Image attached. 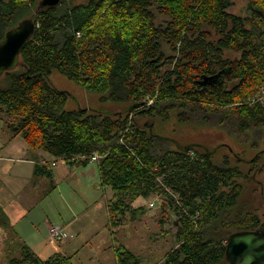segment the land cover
I'll use <instances>...</instances> for the list:
<instances>
[{
	"label": "trees",
	"instance_id": "obj_1",
	"mask_svg": "<svg viewBox=\"0 0 264 264\" xmlns=\"http://www.w3.org/2000/svg\"><path fill=\"white\" fill-rule=\"evenodd\" d=\"M245 1L236 15L235 0H61L45 8L0 0V42L20 22L35 24L19 67L0 77L1 121L55 160L84 157L68 164L87 165L98 155L101 185L113 192L112 228L136 200L158 197L161 230L171 220L178 226L157 264L227 263L229 236L261 224L242 198L240 167L219 165L194 145L173 151L137 121L176 113L180 124L218 126L256 151L249 172L264 170V149L256 150L264 140V0ZM53 71L102 102L128 105L125 115L65 110L68 93L52 86ZM6 219L0 210L1 228ZM8 248L0 264H72V255L42 259L20 241ZM114 255L116 264H142L123 247Z\"/></svg>",
	"mask_w": 264,
	"mask_h": 264
},
{
	"label": "rangeland",
	"instance_id": "obj_2",
	"mask_svg": "<svg viewBox=\"0 0 264 264\" xmlns=\"http://www.w3.org/2000/svg\"><path fill=\"white\" fill-rule=\"evenodd\" d=\"M66 1L71 4L86 2V0ZM245 6V0H235L230 12L244 15ZM49 79L52 86L68 93V100L64 105L65 110L86 109L107 113L113 117L126 113L125 109L128 105L109 101L102 102L99 94L82 89L58 72L53 71ZM137 121L147 122L152 126L149 133L166 139L168 148L173 151L184 146L194 145L203 151L210 152L214 161L219 165L230 164L231 167H240L243 170V175L247 177L242 182V198L247 200L252 209H258L261 223L264 225V170L248 171L249 160L255 157L256 153L255 150L250 149L249 145L240 144V139L237 136H233L215 125L180 124L176 119V113H173L172 117L165 121L162 120L160 114L156 113L145 120L137 117ZM0 127H3L1 122ZM5 131L7 132L4 128ZM262 149H264V140L259 143L256 150ZM261 158L264 160V156ZM64 163L56 162L58 165L69 166ZM88 165V167L96 169L95 178L92 175L78 174L75 178L74 175L70 176L69 178L72 179L57 181L55 189L46 195L42 194L41 190L38 191L35 184L30 183L20 198L21 200L27 197V202L32 201L33 208L25 219H34L35 228L38 229V237L42 245L37 246V254L42 259H46L49 255L62 253L58 244L50 240L49 232L47 233L41 226V221L45 216L52 226H65L75 221L71 228L74 230L77 221L88 219V215L91 214L93 215L91 218L94 219L92 225L83 233L72 238L71 246L66 250L68 255L73 257L72 264H116L114 250L120 247L139 257L142 264H157L163 255L174 246L175 239L172 234L176 230L172 220L169 225L164 226L166 232L161 230L159 225L162 216L161 200L158 197L138 199L137 202L130 204L131 207L125 212L123 225L112 228L107 215V204L112 198L113 192L110 187L99 189L96 163ZM79 183L82 185L80 186ZM39 186L41 187L40 183ZM59 192L62 193L64 202L59 196ZM153 201L155 205L150 207L149 203ZM139 208L141 211L136 212ZM37 210H39L38 214H36ZM1 258L0 261L4 260L3 257Z\"/></svg>",
	"mask_w": 264,
	"mask_h": 264
},
{
	"label": "crops",
	"instance_id": "obj_3",
	"mask_svg": "<svg viewBox=\"0 0 264 264\" xmlns=\"http://www.w3.org/2000/svg\"><path fill=\"white\" fill-rule=\"evenodd\" d=\"M0 122L3 124L2 121ZM4 128L7 130L3 124V127H0V210L7 218L6 224H4L7 228H1L3 226H0V258H4L7 252L6 250L9 249V240H12L13 243L20 241L30 247L35 253H37V246L42 245L38 237V229L35 228L34 219H25L26 216H29L30 210L33 208L32 201L30 200L27 202V197L20 200L30 183H32V185L35 184V188H37L38 191L41 190L42 194L46 195L55 189L57 181L72 179L69 178L70 176L74 175L75 178L76 175L79 174L92 175L93 178L96 177V169L88 167V164L70 165L64 163L69 165L64 166L56 164V161L55 165H51V163L55 161L53 157L42 150L30 148L21 137H13L8 130L4 132ZM43 162H47L49 166L43 165ZM96 167L100 183L99 189L109 187L101 185L97 164ZM44 172H49L50 177L45 175ZM79 185L81 186L82 184L79 183ZM58 194L64 202L62 193L59 192ZM37 196L39 197V194H37ZM137 201L138 200L135 202ZM67 207L71 210L69 205H67ZM38 211L39 210L36 211V214H38ZM92 216L93 215L89 214L88 219L81 222L77 221L74 230L71 228L75 221L65 226H52L50 222L46 220L47 216L42 219L41 226L45 228L47 233L49 227H58L61 229L58 239L52 241L58 244L62 250V254H68L66 250L71 246V239L83 233L92 225L94 222V219L91 218Z\"/></svg>",
	"mask_w": 264,
	"mask_h": 264
},
{
	"label": "water",
	"instance_id": "obj_4",
	"mask_svg": "<svg viewBox=\"0 0 264 264\" xmlns=\"http://www.w3.org/2000/svg\"><path fill=\"white\" fill-rule=\"evenodd\" d=\"M61 0H40L38 7H54ZM35 24L32 20L20 22L10 29L0 42V77L20 65V53L33 35ZM207 79L200 83L205 85ZM225 259L228 264H264V231L251 230L236 232L229 236L225 245Z\"/></svg>",
	"mask_w": 264,
	"mask_h": 264
},
{
	"label": "built area",
	"instance_id": "obj_5",
	"mask_svg": "<svg viewBox=\"0 0 264 264\" xmlns=\"http://www.w3.org/2000/svg\"><path fill=\"white\" fill-rule=\"evenodd\" d=\"M190 154L193 155V152H190ZM83 159H84V157H74V158L70 159L69 162L75 163V162H77L79 160H83ZM98 160H99V156L94 154V155L91 156L89 163H96ZM56 161L65 162V161H62V160H55V161H53L51 163V165H55ZM69 162H65V163L68 164ZM42 164L46 165V166H49L47 162H43ZM154 205H155L154 201L149 203L150 207H153ZM48 232H49L50 240H55V239H58V237L60 236L61 229L58 228V227H49V231Z\"/></svg>",
	"mask_w": 264,
	"mask_h": 264
},
{
	"label": "flooded vegetation",
	"instance_id": "obj_6",
	"mask_svg": "<svg viewBox=\"0 0 264 264\" xmlns=\"http://www.w3.org/2000/svg\"><path fill=\"white\" fill-rule=\"evenodd\" d=\"M212 84H214V83H212ZM173 226L176 228V227L178 226V224H176V223L174 222V223H173ZM256 230H262V231H264V225L261 223V224L259 225V227L256 228Z\"/></svg>",
	"mask_w": 264,
	"mask_h": 264
}]
</instances>
